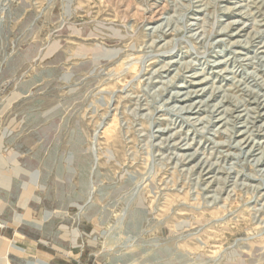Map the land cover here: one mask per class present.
Returning a JSON list of instances; mask_svg holds the SVG:
<instances>
[{
    "label": "rangeland",
    "instance_id": "rangeland-1",
    "mask_svg": "<svg viewBox=\"0 0 264 264\" xmlns=\"http://www.w3.org/2000/svg\"><path fill=\"white\" fill-rule=\"evenodd\" d=\"M260 29L264 0H0V264H264V164L225 156L240 152L228 144L249 137L242 125L256 105L235 112L245 118L234 133L215 120L202 136L156 109L177 90L161 95L159 80L179 63L149 83L170 60L205 54L186 74L202 76L177 79L184 91L208 84V99L214 82L224 91L212 103L224 92L239 102L248 85L264 93L246 80L254 71L262 83V67L242 59L264 50V37L232 44L251 45ZM234 50L239 62L209 69ZM250 112L261 114L248 125L259 153L264 107ZM185 136L191 149L172 146ZM208 160L216 171L202 178Z\"/></svg>",
    "mask_w": 264,
    "mask_h": 264
},
{
    "label": "bare ground",
    "instance_id": "bare-ground-1",
    "mask_svg": "<svg viewBox=\"0 0 264 264\" xmlns=\"http://www.w3.org/2000/svg\"><path fill=\"white\" fill-rule=\"evenodd\" d=\"M247 14H248V12H247ZM244 17H247V16H244ZM260 24H258V25H260ZM191 26H193V25H191ZM157 29H159L162 33L163 32L164 33H167L166 31L163 30L164 29L163 25L157 27L156 30ZM188 29H190V31L193 30V28L190 27V26H189ZM168 34H171V32L169 33V31H168ZM215 34H217V33H215ZM219 34H221L223 36L224 35H229V27L222 28V30L219 31ZM239 34H241V33L240 32L239 33H235V34L233 33L231 36H235L236 37V36H239ZM256 35H257V33H256ZM161 37H163V36L161 35ZM263 37H264V31L260 29V32H258V35L253 38L254 40H252L253 42L251 43V45H250V40L249 39H238V40H235V42L232 43V44L238 46V48H240V49L247 50L248 48H251L252 46H254V44L257 42L258 39L263 38ZM225 40H227V39H225ZM223 41H224V39H220L218 41V43L223 42ZM224 43H226V42H224ZM260 48H264V45H262ZM173 50H174V47L171 48L170 50H167L166 52H171ZM232 52L235 54V56L232 57L233 59L235 58L234 61L229 62L228 61L229 59H226L225 61L224 60L223 61L222 60H219V61L215 62L213 65H211L213 63L212 62L210 64L211 67H209V69L212 70L213 68H217L218 66H221L223 64H226L228 66L229 64H232V63H235V62H239L236 59V56L238 54H243V53H238V51H236V50H234ZM204 55L205 54H203L202 57H205ZM146 56H148V55H146ZM202 57L200 58V57L197 56L194 61L193 60L191 61V63H186V62L185 63L184 62L181 63L180 61L170 60L165 65H163L161 67V69L159 68L156 71H154L153 74H151V77L149 78L150 79L149 80V83H151V85H152V84H154L156 82V81H153V79L164 77L165 76V73H170V71L173 69L174 66L178 65V63L180 65L179 67L177 66L176 75L174 77H171V78H169L167 80H163V81L159 80V82H162V86L160 87L161 88L160 89L161 90V95H163L165 92H168L171 89L173 90V88H175L177 90H173V91L171 90L172 91L171 92L172 95L169 98V100L165 101V103L163 102L156 109L157 110L159 109V111H167V112H170L171 114H173V115L177 116L179 119H181L180 121L183 122L185 125L193 127L194 130L193 129L192 130L194 132H196L197 134H200V135L204 136V134L210 133V130H211L210 129V126H212L214 124L215 120L220 121V123L224 121V124L225 125L232 126V131H233L232 133H234V129L237 128L236 127V124L242 122V119L245 118L244 115H242V114H235V112L240 111V107H242L243 105H249V104H252L253 105V104H255L256 107H248V106L246 107V110L248 112V114H247L248 117L245 120L246 121V124L242 125L243 127H245L246 130L245 129H242L241 130V136H244L245 134H248L250 132L249 133V137L246 138L245 140H242L241 139V140L237 141V143L234 146H232V143L228 144L230 147L237 148L238 150H240V152H238V153H228L225 156H232L233 158L234 157L235 158H239L241 155H242V157H245V158L254 157L253 161H256V165L260 166V165L264 164V148L259 153H255L256 151H259L262 148V145H261L260 142H258L256 140L257 139L256 137L251 138V137H253L254 133L249 130V126H248L249 123H251V124L253 123L252 126L254 127V124L256 123L255 121L258 120V118H260V116H261V114H259V113L257 115H255V116H252L251 114H249V112L250 111H253L254 112L255 109H260V108L263 109V107H264V101H262V100H264V99H261V97L264 98V93H261L259 91H256L255 89H252L250 85H248L246 87V89H243L244 90V93H245V96L247 95V98H243L239 102L236 101L235 103H233L231 101V99L228 97V95L226 94V92H224L225 95L223 96V99L221 98L220 101L218 100V102L212 103L211 101H213L214 99H216V96H218V94L220 92L222 93V91H224V90H222L223 88L221 89V86H216L214 82H213L212 87L210 86L211 88H213V90H212V93H211V95L209 96L208 99H206V98L204 99V97H203L205 95V93L207 92L206 91V88H207V85L208 84L206 86L202 87L201 89L199 88L197 90H195V89L193 90L192 89V90L184 91L186 85L184 83L178 85L177 84V79H180V78H184L185 79L186 77L198 78V76L201 75V72L200 73L195 72V73L189 74L188 76L186 74L187 73H191L192 70H195L197 68V64H196L195 61H201ZM242 59H243V61L249 60V59L250 60H252V59L255 60L256 59L257 61H255V63L256 64H259V66H261L262 69H263L261 71L264 72V50L256 51L255 52V55L253 57H249L248 56L247 58H244L243 57ZM249 64L247 63V65H249ZM218 70H220V69H218ZM212 72H213V74H218L217 77H219V73H221V71L219 72V71H214V70ZM223 72H225V73L228 72V74L229 73H233L234 72V68L232 70L231 69H228V68H224L223 69ZM256 73L257 72H254V71H252L251 73L247 72V77L248 78L246 77V80L249 81V82L256 81V82H254V83H256L254 86H257L258 88H263V90H264V80H262V83L258 82L259 79H257V76H256L257 74ZM221 76L224 77L223 74ZM225 78H227V76ZM249 78H252V80L249 79ZM261 78H262V76H261ZM246 80H244V82L238 81L237 82L238 83L237 86L240 87V86H242L244 84H247L248 82ZM212 81L213 80H211L209 77H206V78H203L201 80H194V81H190V82H191V84H193L195 86H201V85H204L206 83H210V82L212 83ZM252 84H253V82H252ZM190 88H191V86H190ZM221 95H223V94H221ZM159 97H160V95H159ZM194 97H200V98H198L197 100L192 101ZM223 101H226L229 104L226 105L225 103H223ZM229 105H232V106L234 105V106H233V108L232 107L230 108ZM140 106H141V104H140ZM204 112H206V116L205 117H201V114L204 113ZM249 117L253 118V121ZM176 122L175 121L174 122L172 121V124H176ZM168 126L170 127V125H168ZM169 129H172V127L169 128ZM169 129H158L157 132H160L161 131L162 132L161 135H164V134H166L167 132L170 131ZM263 131H264V128L260 129L259 130V134L261 135V133H262L263 134V137H264V132ZM179 133L176 132L175 135H172L171 134L170 137H166L164 139L165 140V146L167 147V145H170V141L173 140V139H175L176 136H179ZM180 134H182V132ZM151 136L152 137H155V138L157 137V135H155L154 132H151ZM185 140H186V144L185 145L182 144L183 146L181 145V143H178V142L173 143L172 146H176V148L185 149V150L191 149L192 148V145H191V143H189L187 141L188 140V137L187 136L183 137L182 143L185 142ZM251 142H253V145L250 147V149H247L246 147L243 146L244 144H246L247 146H249L251 144ZM219 146H222V145H219ZM196 154H197V152L196 153H187V154H182V155L181 154H178L177 157H178V159L182 163H185L186 161H192V160H194L196 158L195 157ZM258 155H260V156H258ZM216 164L215 163H210L209 160L208 161H202V163L199 165L200 169H202L201 172H200L201 173V177L203 178L204 175H208V174L214 173L216 171L215 170V165ZM259 171H261V169H259ZM219 172H225L227 174H230L231 172H233V170L229 168L226 171L220 170ZM214 175H216V174H214ZM247 178H249V179L251 178L252 180L261 179L260 181H263L262 180L263 177L262 178L259 177V176L257 177L256 175H247ZM214 179L216 181L217 180V177H215ZM227 180L229 181V179H227ZM218 185H220V184H218ZM261 186L264 187V184H262ZM257 191H259V190H257Z\"/></svg>",
    "mask_w": 264,
    "mask_h": 264
}]
</instances>
